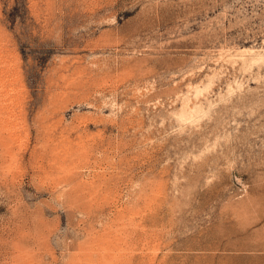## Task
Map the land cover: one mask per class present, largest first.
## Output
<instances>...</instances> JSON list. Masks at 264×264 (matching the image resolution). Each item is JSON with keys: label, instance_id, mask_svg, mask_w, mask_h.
<instances>
[{"label": "rangeland", "instance_id": "obj_1", "mask_svg": "<svg viewBox=\"0 0 264 264\" xmlns=\"http://www.w3.org/2000/svg\"><path fill=\"white\" fill-rule=\"evenodd\" d=\"M0 264H264V0H0Z\"/></svg>", "mask_w": 264, "mask_h": 264}]
</instances>
